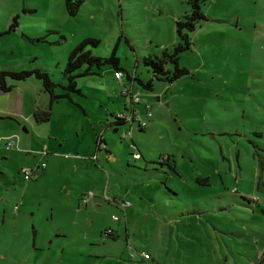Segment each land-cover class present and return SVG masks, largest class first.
I'll return each instance as SVG.
<instances>
[{
    "label": "rangeland",
    "instance_id": "374dc122",
    "mask_svg": "<svg viewBox=\"0 0 264 264\" xmlns=\"http://www.w3.org/2000/svg\"><path fill=\"white\" fill-rule=\"evenodd\" d=\"M188 9L187 0H82L71 14L64 0H0V28L13 14L17 23L0 34V69L38 66L62 83L70 48L86 35L95 36L98 41L85 46L101 56L114 49L121 79L129 83L126 73L134 75L137 115L146 119L142 128L129 119L110 122L103 133L105 149H97L96 158L84 155L81 162L73 156L54 155V160L42 155L40 134L33 147L37 152L25 155L23 148L17 152L21 155L0 156V264H154L147 251L140 258L130 257L129 250L146 246L158 247L162 256L164 249L173 253L172 227L180 225L179 215L156 220L152 209L169 202L175 210L191 196L224 204L214 213L234 226L229 240L236 250L234 258L227 254L228 264H264V256L257 255L264 249V0L200 2L205 17L187 30L189 45L177 53L178 64L187 71L168 81L152 74L149 57L182 41L175 19ZM112 73L108 61L91 65V71L75 76L80 93L70 94L87 108L98 109L95 100L104 92L128 100ZM31 77L45 100L39 78ZM148 79L150 88L142 83ZM62 90L55 84V92ZM16 94L10 90L0 104L12 102ZM69 99L57 97L53 106L62 107ZM70 103L80 110L73 99ZM22 124L18 130L31 139L34 132ZM53 127L60 128L59 122ZM165 155L174 169L160 160ZM42 160L45 166L23 176L21 166ZM170 169L179 170L182 178L177 173L166 178ZM197 174L206 176V183L196 181ZM165 179L177 194L163 186ZM89 190L93 194L84 201L80 196ZM146 240L154 245H145ZM179 247L192 250L193 243L186 247L181 241Z\"/></svg>",
    "mask_w": 264,
    "mask_h": 264
},
{
    "label": "crops",
    "instance_id": "0c3cea01",
    "mask_svg": "<svg viewBox=\"0 0 264 264\" xmlns=\"http://www.w3.org/2000/svg\"><path fill=\"white\" fill-rule=\"evenodd\" d=\"M14 27H17V23ZM4 28H0V31H2L1 33L5 32L3 31ZM31 76L32 75L13 79L9 76L11 79H5V81L11 84L10 88L0 90V98L10 92V90L14 89L15 92H17L12 102L8 99L7 103H4L3 105L0 104V117L2 120H8V122L0 121V134H9L0 136V146L5 149H0V156L21 155L17 152L21 151L23 148H26V153L24 151L25 155H27L28 152H37V149H33V147L36 146L35 143H38V140H35V138L38 134H40L43 140L39 144L40 148H37L42 155H53L52 158L54 160L57 158L54 157V155H60V157L73 156L76 162L77 160L78 162H81L82 158L85 157L84 155H93L96 158V150L104 148L102 142H104L105 138L103 136L105 127L113 120L111 118L113 116L110 117L109 113L128 110L130 107L129 95L128 101L124 97H119L117 99L114 96H108L106 92L103 94L100 93L98 95L99 97L95 100L98 103V109L97 107L87 108L82 99L71 95L72 98L71 100L69 99V102L62 101L68 103H63L64 106L62 107H54L53 101L51 103L49 118L47 120L37 121L33 118L32 112L35 108H43L47 104L48 97L46 96V99L43 100V95L40 92L39 87L34 86L35 89L33 88V85H37V81L32 79ZM112 77L120 84H127L130 85L132 90L135 89L132 86L133 77L130 79L129 83L122 79L119 80L113 73ZM72 99L78 103L76 105L80 109L79 111L76 107H74V104L70 103ZM116 99L127 109H122L120 104L115 102ZM134 107L137 109L135 103ZM2 109L4 111H2ZM50 120L53 122L51 127L48 126V122ZM54 122H59L60 128L58 127V129H55L53 127ZM4 123L8 125L2 128L1 125ZM21 123H23L22 127L24 129H29L32 134L34 132L31 139H28L18 130L17 124ZM37 127H39V131H37ZM43 131L46 133V136L42 134ZM16 134L18 135V139L15 141L13 136ZM98 134H101L100 141L97 139ZM11 139L12 143L9 146H5V142ZM16 143L18 144V147L22 148L17 149L18 147H14V144L16 145ZM37 163L38 162L34 164L31 163L29 165L33 166ZM174 173H177L179 178H182L183 176L179 170L170 169L169 172H166V178ZM195 177H200L199 180L195 178L198 182L206 183L207 181L206 176H199L197 174ZM163 186L177 194V191L171 188L172 186L166 179L164 180ZM191 188L194 190L198 187L195 186L194 188ZM200 200L202 199H197L196 196H191L190 201H187L186 204L181 207H176L175 210L168 207L170 205L169 202L161 203L163 208L160 206H154V209H152L154 219L159 220L162 218L165 221V219H172V214H178L179 216L176 217V220H180L179 226L172 227L174 230L173 239L174 241L176 240V243L172 246L175 247V251H173V253L164 249L165 256H162L161 252L157 250L158 247L154 250L143 246V249L149 253L150 257H152L154 264H221L219 261H223L224 264H228L227 254L231 253L232 255V253L236 250V245L229 240L230 235L234 234V226L231 227L229 220L221 219L217 213H214V210H221L224 207L223 203L215 204L213 201L207 200V202H203V200ZM168 209L171 211H166ZM262 213L264 214V207L262 208ZM129 222L130 219L126 215L124 217V224L126 230L125 236L127 239L130 236L128 227ZM166 232L170 234L168 230ZM225 234L227 238H223ZM151 235L153 236V229ZM181 241L182 245L186 247L189 246L190 242H192V250H188L186 248V250H182L179 247ZM147 242H149V240H146L143 243L148 245ZM185 242L186 244H184ZM151 245L154 244L150 243L148 246ZM261 249L258 250L257 255H260L262 258L263 255L261 254ZM190 252H193V254H188ZM168 253H170V257H168L169 260L166 258ZM185 254L187 256L186 258H184ZM177 255H179V258H177ZM232 256L234 258V255ZM216 258L217 261L213 262V259ZM235 263L238 264L237 262ZM256 264H260V260H257Z\"/></svg>",
    "mask_w": 264,
    "mask_h": 264
},
{
    "label": "trees",
    "instance_id": "16d2710c",
    "mask_svg": "<svg viewBox=\"0 0 264 264\" xmlns=\"http://www.w3.org/2000/svg\"><path fill=\"white\" fill-rule=\"evenodd\" d=\"M81 1L82 0H64L66 10L71 14L74 13ZM187 1L189 4L188 11L184 12V16L182 18L175 19V31L176 34L182 39V41L178 40L170 50L164 48L161 54L157 58L149 57V61L152 66V74L156 76H163L168 81L179 76L181 73L187 71L185 66L178 64L177 53L179 50L188 47L189 45L190 40L187 30L193 29L195 26V22L199 18L205 17L204 13L200 9V2H202L203 0H187ZM15 25H16V14H13L12 20L8 23L6 28L3 29V31H8ZM1 32L2 31H0V33ZM97 41H98L97 37L92 35H86L82 37L80 40H78L76 44L72 46V48H70L66 60L64 62V65L62 66V74L65 77L64 82L61 83L54 81L53 79L50 78L46 70L38 66L23 67L18 69L2 68L0 69V90H6L11 86L10 83L5 81L4 78L5 75H9L12 78H23L29 75L38 77L40 80L41 88L44 90V92L47 93L48 100H47V104L43 108H35L32 112V116L37 121L47 120L50 116L51 103L53 102V100H55L57 97L60 96L72 98L70 94L72 92L80 93V90L76 85V79H75V76L78 73H87L91 71V65H95L96 67H99L105 61L110 62L114 70L119 69L121 71L122 66L118 64V57L115 54L114 49H112L108 55L101 56L92 53L91 50L85 46L88 42L96 43ZM166 61H169L171 63L170 67H164V63ZM83 63H86L85 67L80 72H75V69L78 66L82 65ZM126 75L130 77L128 73H126ZM132 77H134V75H131L130 78ZM139 81L141 82L140 79ZM142 83L148 88H150L151 86L149 79ZM55 84H59V86L64 88V90L55 92L54 91ZM75 103L78 104L76 101ZM110 114L114 118L111 122H124L127 120L125 117L117 115L114 112H111ZM134 122L136 123L138 128L143 127L140 126L136 121ZM100 135L101 134L97 135L98 141H100L101 139ZM163 158H165L168 161V165L174 169V163L168 160V156L167 155H165L164 157L160 156V160H162ZM34 171H36V169ZM195 178L197 180L200 179V177H195ZM233 190L236 191L235 188ZM247 199L252 200V198L249 196H247Z\"/></svg>",
    "mask_w": 264,
    "mask_h": 264
},
{
    "label": "built area",
    "instance_id": "2783aa9c",
    "mask_svg": "<svg viewBox=\"0 0 264 264\" xmlns=\"http://www.w3.org/2000/svg\"><path fill=\"white\" fill-rule=\"evenodd\" d=\"M114 74L119 80H121L122 73H121V71L119 69H115L114 70ZM121 92L122 93H127L129 95L130 107L126 111H117V112H114V113H116L117 115L123 116L126 119H129L130 121H136L140 126H144L146 124V119L139 117L137 115V109L134 107L135 101H137L139 99L138 91L135 90V89L132 90L130 85L123 84L121 86ZM148 106H149V104L146 103V107H148ZM147 114L148 115L151 114V111L149 109H147ZM131 119H133V120H131ZM123 133H124V131H123ZM11 143H12V139L11 140H7L5 142V146H9ZM44 165H45V161L42 160V161H39L36 165H33V166H31V165L21 166L20 169L22 170L23 176L25 178H28L34 173L35 169H37L38 167H42ZM92 194H93V191L89 190L87 192H84L80 197L84 201H86L88 199V197H90ZM252 199H254V198H252ZM129 255H130V257L139 256V257L142 258V257H147L148 253L145 250H143V249L140 250V249H137V248H133V249L129 250ZM262 255L264 256V249L262 250Z\"/></svg>",
    "mask_w": 264,
    "mask_h": 264
},
{
    "label": "water",
    "instance_id": "95a60500",
    "mask_svg": "<svg viewBox=\"0 0 264 264\" xmlns=\"http://www.w3.org/2000/svg\"><path fill=\"white\" fill-rule=\"evenodd\" d=\"M116 128H117V126L114 127V129H116Z\"/></svg>",
    "mask_w": 264,
    "mask_h": 264
}]
</instances>
